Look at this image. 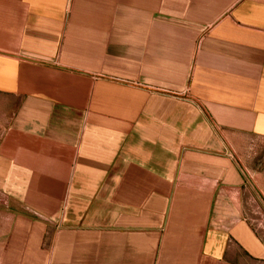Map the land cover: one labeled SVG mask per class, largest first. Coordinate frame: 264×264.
I'll return each mask as SVG.
<instances>
[{
	"label": "crops",
	"instance_id": "1",
	"mask_svg": "<svg viewBox=\"0 0 264 264\" xmlns=\"http://www.w3.org/2000/svg\"><path fill=\"white\" fill-rule=\"evenodd\" d=\"M0 264H264V0H0Z\"/></svg>",
	"mask_w": 264,
	"mask_h": 264
}]
</instances>
